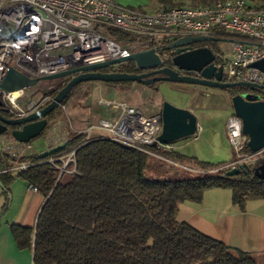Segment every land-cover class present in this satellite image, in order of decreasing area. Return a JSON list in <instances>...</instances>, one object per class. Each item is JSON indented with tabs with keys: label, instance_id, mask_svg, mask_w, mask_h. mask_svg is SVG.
<instances>
[{
	"label": "built area",
	"instance_id": "built-area-1",
	"mask_svg": "<svg viewBox=\"0 0 264 264\" xmlns=\"http://www.w3.org/2000/svg\"><path fill=\"white\" fill-rule=\"evenodd\" d=\"M247 1L216 0L196 5H161L145 10L123 6L115 0H0V82L8 68L38 79L33 85L13 90L0 87V102L11 114L26 115L50 102L53 93L74 73L51 75L148 48H153L161 66L174 67L175 49H166L168 43L200 35L224 40L191 43L186 50L208 47L214 55V64L222 67L223 79L264 86V72L248 66L264 56V8L251 7ZM109 29L130 35L134 43L121 45L108 33ZM118 64L108 67L115 70ZM255 94L259 100H264ZM96 102L102 114L77 131L82 133L81 143L107 138L163 159L166 158L160 152L174 150L172 143L158 141L154 145L158 152L147 148L161 130L160 113L146 115L137 106L115 98L100 96ZM59 107H64V103ZM240 128V118L231 111L223 130L232 157L216 169L226 171L239 166L252 169L264 158V146L250 151L246 142L248 136ZM47 138L48 149L58 145L53 130ZM78 146L65 155L47 158L45 163L58 170V179L62 174L75 172L74 153ZM33 149L31 141H2L0 156L15 161L8 168H0V173L25 171L34 163L29 156L39 155L33 153ZM20 157L25 158L19 160ZM28 189L38 191L31 184Z\"/></svg>",
	"mask_w": 264,
	"mask_h": 264
},
{
	"label": "trees",
	"instance_id": "trees-1",
	"mask_svg": "<svg viewBox=\"0 0 264 264\" xmlns=\"http://www.w3.org/2000/svg\"><path fill=\"white\" fill-rule=\"evenodd\" d=\"M192 1L178 4L174 0H161L164 5L173 6L216 0ZM247 2L251 7L264 8V0ZM108 33L119 42L135 40L116 29H109ZM121 66L101 71L141 72L132 61ZM81 84H76L62 103ZM224 90L231 96L238 92H263L238 87ZM82 137V133L74 132L63 145L29 156L34 163L25 171L0 173L4 193H8L10 182L19 177L34 185L44 197L33 227L17 224L10 227L18 247L32 249L34 264H257L250 253L229 247L179 220L177 208L184 201L200 202L202 193L215 187L229 188L232 204L241 210L250 199H264V178L253 173L260 162L252 169L247 168L246 173L227 176L224 170H213L221 164L174 150L160 152L164 158L174 160V164L192 163L193 169H187V165L183 168L196 175L158 178L146 175L145 171L152 168L149 153L107 138L81 143ZM78 144L74 153L75 172L69 174L71 179L60 182L58 170L45 162L50 156L67 154ZM147 148L158 152L156 146ZM14 161L0 156V168H8Z\"/></svg>",
	"mask_w": 264,
	"mask_h": 264
},
{
	"label": "water",
	"instance_id": "water-1",
	"mask_svg": "<svg viewBox=\"0 0 264 264\" xmlns=\"http://www.w3.org/2000/svg\"><path fill=\"white\" fill-rule=\"evenodd\" d=\"M224 40L207 35L181 37L168 43L166 49H175L172 58L174 67L161 66L160 59L153 48H148L133 52L123 57H118L105 62L89 64L75 69L58 72L51 76L74 75L55 93L51 101L44 108L29 112L18 118L6 119L0 115V119L9 126H20V129L12 131L13 139L20 142H28L44 130L47 123V115L62 103L69 91L76 85L90 81L101 82H124L131 81L143 85L151 86L158 81L181 82L197 84L212 88H248L252 91H264V86L248 81H225L223 80L222 67L216 66L213 62L212 51L205 46L186 50L187 45L196 42H215ZM132 61L141 72L124 71H101L110 65ZM249 67L256 68L264 72V56L248 64ZM148 69V71H144ZM180 71L196 72L198 76L183 74ZM161 76H152L154 74ZM37 78H29L13 68H8L0 82V87L5 90L27 87L37 82ZM232 112L241 120V130L248 136L247 146L254 152L264 146V100L258 98L254 92H238L230 96ZM161 130L150 146L159 143H171L177 139L193 135L197 131V120L194 113L186 107H178L163 101L161 104ZM6 128L0 126V134ZM240 172L246 173L244 166L226 170L227 176H232ZM258 178H264V158L253 170Z\"/></svg>",
	"mask_w": 264,
	"mask_h": 264
},
{
	"label": "crops",
	"instance_id": "crops-1",
	"mask_svg": "<svg viewBox=\"0 0 264 264\" xmlns=\"http://www.w3.org/2000/svg\"><path fill=\"white\" fill-rule=\"evenodd\" d=\"M144 86L153 90V95L158 97L159 105L161 106L163 98L157 95L158 87L154 84ZM214 95L216 93L210 91L202 99L199 93L191 92L189 101L177 105L189 108L196 116L195 119L198 124L200 114L208 115L211 109L219 104L213 105L214 103H211ZM125 101L132 105L130 100ZM160 106L154 113L147 115L160 113ZM231 111L232 109H230L229 113ZM224 124L225 120L218 129L211 127L207 140L210 141V144L216 145V154H223V156L229 157L227 160L229 161L232 157V152L223 130ZM200 128V126H197V130ZM42 138L43 143H40V145H36L31 141L34 147L33 153L41 155L58 147L48 149V138ZM185 143L187 142H183V140L178 142L177 140L171 145L174 146V151L177 153L204 160L197 157V153L190 155L180 152L178 149L184 147ZM227 161H222L221 164ZM185 165L191 169L194 168L192 163L187 162ZM189 167L187 169L191 170ZM69 179H71L70 176L65 181ZM28 186L29 183L19 177L10 182L7 189L8 193H4L0 185V193L7 195L6 198L3 197L0 200V264H34L32 249L19 248L16 241H14L12 229L10 228L12 224L22 227H33L36 223L37 213H39L44 202V197L39 191L28 189ZM230 192L229 188L215 187L206 189L202 193L200 202L184 201L180 203L177 208V218L181 221H186L201 233L214 238V240H220L229 247L250 253L257 264H264V199H250L246 202L245 209L241 210L238 206L232 204ZM7 198H10L8 202H6Z\"/></svg>",
	"mask_w": 264,
	"mask_h": 264
},
{
	"label": "rangeland",
	"instance_id": "rangeland-1",
	"mask_svg": "<svg viewBox=\"0 0 264 264\" xmlns=\"http://www.w3.org/2000/svg\"><path fill=\"white\" fill-rule=\"evenodd\" d=\"M118 4L128 7H133L137 9L145 10H154L155 8L164 5L161 0H115ZM176 3L188 4L192 3V0H174ZM166 5V4H165ZM169 5V4H168ZM119 42V41H118ZM121 45H129L134 43L128 42H119ZM214 45V43H211ZM127 62V61H126ZM126 62L119 63L116 68L118 69L122 64ZM122 68V66L120 67ZM118 82L107 83L101 81H90L82 83L81 85L75 87L66 101L64 107L56 108L54 111L53 117L49 118L48 129L41 132L40 135L32 139L31 141L40 145L43 143L42 137L49 136V133L53 130L55 135L58 137V147L63 145L70 136L85 126L95 122L97 118L102 114L101 107L97 104V98L108 97L115 99H124L130 100L132 105L134 104L140 108L145 114L154 113L160 106L158 97L153 95L154 92L152 89H148L143 84L140 83H131V82H121L116 85ZM158 87L157 95L163 98V101H168L170 104L178 106L179 104H184V102L189 101L191 92L199 93L202 96V99L205 98V94L215 92L216 95L212 96L211 103L216 104L215 108L211 109V112L208 115H199L198 124L201 128L197 130L196 137L193 135L186 136L180 139H177L178 142H187L184 147H182L180 152L185 154H194L197 153L199 158L211 161L213 164L220 165L222 161H227L229 157L223 156V154H216V145L207 140L209 137L208 133L211 131V127L218 129L223 125V121L226 119L227 114L231 109L230 103V94L227 90L221 88H212L202 85L190 84V83H181V82H167V81H158L156 83ZM207 92V93H206ZM262 98H264V92H258ZM178 104V105H177ZM179 107V106H178ZM199 112V110L196 109ZM197 112V113H198ZM60 120V125L57 121ZM57 123V124H56ZM46 139V138H45ZM15 141L13 137L8 133L4 132L0 134V144L2 141ZM177 140L171 142L175 143ZM219 146V144H217ZM174 147V146H173ZM41 148V147H40ZM231 150V148H230ZM232 152V151H231ZM166 158V157H165ZM152 168L151 172L148 170L145 171L147 176L158 177V178H170L177 179L182 177H191L195 176V173L187 171L183 168L185 164L176 162L170 158H160L152 156L150 158ZM162 161V163H161ZM181 164V165H180ZM218 168V167H217ZM213 170H216L213 169ZM69 175L62 174L60 182H64ZM7 197L6 194L0 193V200ZM10 198L6 199L8 202ZM5 202V203H6Z\"/></svg>",
	"mask_w": 264,
	"mask_h": 264
},
{
	"label": "flooded vegetation",
	"instance_id": "flooded-vegetation-1",
	"mask_svg": "<svg viewBox=\"0 0 264 264\" xmlns=\"http://www.w3.org/2000/svg\"><path fill=\"white\" fill-rule=\"evenodd\" d=\"M170 66V65H169ZM170 67H172V66H170ZM144 71H148V69H146V70H144ZM181 73H183V74H190V75H193V76H198V73H196V72H185V71H180ZM162 74H154V75H152V76H161ZM223 79V78H222ZM224 80V79H223ZM226 81V80H225ZM264 92V91H263ZM46 104H44V106H45ZM44 106L42 105V106H40L39 108H37L36 110H39L40 108H44ZM0 115L2 116V117H4V118H6V119H13V118H18V116L19 115H14V114H11V111H10V109L7 107V106H5L2 102H0ZM24 116V115H23ZM20 117V116H19ZM46 119H47V123H48V121H49V115H47V117H46ZM46 123V124H47ZM0 126H4L6 129L3 131V133L4 132H8L12 137H13V135H12V131L13 130H16V129H20V126H9L8 124H5L4 122H3V120H1L0 119ZM47 126V125H46ZM45 128L46 127H44V130L43 131H45ZM42 131V132H43ZM31 141V140H30Z\"/></svg>",
	"mask_w": 264,
	"mask_h": 264
}]
</instances>
